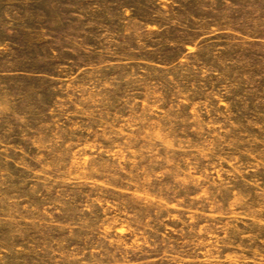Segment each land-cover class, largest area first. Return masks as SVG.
I'll list each match as a JSON object with an SVG mask.
<instances>
[{
	"label": "rangeland",
	"instance_id": "374dc122",
	"mask_svg": "<svg viewBox=\"0 0 264 264\" xmlns=\"http://www.w3.org/2000/svg\"><path fill=\"white\" fill-rule=\"evenodd\" d=\"M0 264H264V0H0Z\"/></svg>",
	"mask_w": 264,
	"mask_h": 264
}]
</instances>
